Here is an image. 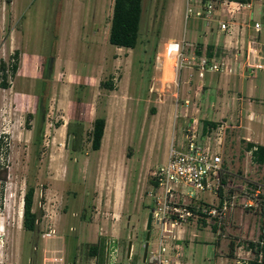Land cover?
Listing matches in <instances>:
<instances>
[{
	"label": "rangeland",
	"instance_id": "obj_1",
	"mask_svg": "<svg viewBox=\"0 0 264 264\" xmlns=\"http://www.w3.org/2000/svg\"><path fill=\"white\" fill-rule=\"evenodd\" d=\"M113 1L0 0V61L6 62L8 83L0 86V164L6 177L0 191V264H104V259L143 264L153 170L193 119L204 139L216 142L221 136L225 191L236 194L235 205L220 227L201 218L173 226L171 241L180 247L173 263L251 264L250 241L259 237L264 212L243 201L246 191L264 184V163L251 159L245 141L264 143V0H252V9L233 17L261 24L260 38L254 37L260 51L252 75L255 92H249L246 73L223 74L229 85L223 86L216 73L198 79L186 62L174 72L176 43L184 39L182 50L190 55L215 41L206 20L185 17L188 0H143L134 48L108 40ZM248 38L246 32L243 61L251 54ZM106 79L114 88L100 85ZM97 115L106 122L100 147L92 149ZM204 119L216 124L204 131ZM40 125L42 142L36 146ZM27 178L35 185L32 209H43L34 230L22 226ZM260 191L264 199V186ZM93 213L121 218L117 234H99L113 239V246L101 243L95 255L81 232L82 218ZM157 231L152 222L149 244Z\"/></svg>",
	"mask_w": 264,
	"mask_h": 264
},
{
	"label": "built area",
	"instance_id": "obj_2",
	"mask_svg": "<svg viewBox=\"0 0 264 264\" xmlns=\"http://www.w3.org/2000/svg\"><path fill=\"white\" fill-rule=\"evenodd\" d=\"M199 7L193 8L189 0L185 7V17L190 14L201 17L206 22L216 21L221 30L230 32L233 18L236 12L243 9H252V0H197ZM223 17H225L223 19ZM246 25L253 27L255 33L260 31V21L255 19L253 23L246 19ZM182 44L178 46L173 61L174 72L178 73L184 62L194 69L199 77L206 72L234 73L236 69L246 70L245 64L238 54L240 47H223L219 52L214 49L211 55L207 54L206 43L200 48V53L193 49L190 55H186ZM254 72V69L250 70ZM201 135L196 125V119L183 129L182 137L172 142L168 148L164 162L153 170V179L150 194L153 197V205L150 208L153 224L157 226L155 240L148 242L143 264H174L173 256L180 254L179 244L171 241L174 234L173 226H179L191 219L212 220L213 224L220 227L229 211L235 205L236 194L225 191V174L228 170L224 166L221 154V136L215 141H210ZM251 191H246L247 197L243 201L244 206H258L264 201L260 187L263 183H256ZM201 193H211L213 197L208 199ZM53 230V229H52ZM113 239L106 240V247L113 246ZM260 248L257 261L261 262L264 250L261 246L264 241L257 239ZM257 246V245H256ZM117 248L115 247L114 250ZM133 253L128 254L131 258ZM113 260H116L112 256ZM138 264V263H136Z\"/></svg>",
	"mask_w": 264,
	"mask_h": 264
},
{
	"label": "trees",
	"instance_id": "obj_3",
	"mask_svg": "<svg viewBox=\"0 0 264 264\" xmlns=\"http://www.w3.org/2000/svg\"><path fill=\"white\" fill-rule=\"evenodd\" d=\"M143 0H114L112 7V15L110 20V27L108 33V40L110 43L117 46H125L134 48L138 41L139 36V28H140V19L143 9ZM213 48V43H208L207 54L211 55V51ZM200 53V48L196 50ZM17 57V50L14 51V55ZM6 68L5 60L0 61V86L8 87V83L6 81V72L4 69ZM17 69V60L14 59L10 64V73L14 74ZM100 85L107 88H114L111 79H106L100 81ZM154 109V108H152ZM106 117L104 115H97L94 117L92 121V128L90 131V145L92 149H98L101 145L102 137L104 134ZM216 123L214 121L204 119L203 121V130H208L209 126H213ZM42 134H43V125L38 127L36 132V136L34 138V142L36 146H39L42 142ZM67 134H73V139H76L75 133L67 128ZM1 141V138H0ZM73 148V147H72ZM245 148L250 151L251 159L257 163H264V143L255 142L252 140L245 141ZM39 151L40 149H36ZM74 150V149H73ZM2 164H0V191L3 188V182L5 180V174L2 172ZM264 178V176H263ZM35 185L31 178H27L26 180V189L23 194V204H22V226L26 230H34L37 227V219L39 215V211L41 212L42 207L34 210L32 209L33 198H34ZM261 209L264 212V201L261 204ZM203 223H205V219H202ZM213 228H216V224H212ZM258 239L264 241V220L262 223L261 231L259 233ZM250 244L254 250V257L251 260V264H264V255L261 262L257 261V254L260 248L258 241H250ZM257 245V246H256ZM101 246V242L94 244L91 247V252L93 254L96 253L97 249ZM235 247L234 242H230V253L233 252ZM264 250V244L261 246Z\"/></svg>",
	"mask_w": 264,
	"mask_h": 264
},
{
	"label": "crops",
	"instance_id": "obj_4",
	"mask_svg": "<svg viewBox=\"0 0 264 264\" xmlns=\"http://www.w3.org/2000/svg\"><path fill=\"white\" fill-rule=\"evenodd\" d=\"M244 10V9H243ZM242 10V11H243ZM245 19L243 18L242 20L238 19L237 16V20H235L232 23V29L230 32H226L224 30H221L218 25L214 24L213 22L216 21H212L213 24L210 25V22H206V28H208L211 32L215 33V41H211L213 43V48L211 51V54L213 53L214 49H216L218 52L220 51V48L218 47L217 44H221L223 47H232L234 48V46L236 47H240V53L238 54V56L240 57V60L243 61V57L245 55V53L243 52V46H244V42H245V33H248V36H250V38L252 39V43H251V49L250 52L251 54H249L246 58L247 61H243L244 62V66L246 68V70H242L241 68L236 69V72H238L240 75L243 74H247L248 75V89L249 92H255L257 87H258V83H256V81L254 80V76H252L253 74H255V69H254V63L258 60V54L260 53V51L257 49V42L254 39V37H256V39L260 38V31L258 33H254V29L250 26V25H246L244 23ZM216 27H215V26ZM253 29V30H252ZM222 35L221 38V42L219 43V37ZM250 38H248V42L250 40ZM206 47L208 48V43H206ZM222 48V47H221ZM222 50V49H221ZM201 52V51H200ZM209 55V54H208ZM246 62H248L246 64ZM252 68L254 69V72H250V70H252ZM213 73H216V75H219L218 77V82L220 83V85L227 84L226 82H223L225 80V78H227V75H223V74H229L231 75L232 73H225V72H206V74L208 75H213ZM205 75L203 76V78H205ZM198 79L199 76L197 75ZM202 78V77H201ZM255 142H261L259 140L253 139ZM262 143V142H261ZM108 217H98L96 215V213H93V215H91L90 217H86V218H82V227H81V232L82 234L85 236L86 234V238L88 240V242H91L92 245L96 244V243H104V248L106 249V240L109 237H106L105 239H103L104 237H102L99 234H106L107 232H110L111 234L115 235L117 234V232L120 229V225H121V218H120V214L116 213L115 217L113 219H110ZM85 233V234H84ZM104 240V241H103ZM95 255V254H93ZM108 260L109 259H104V264H108Z\"/></svg>",
	"mask_w": 264,
	"mask_h": 264
},
{
	"label": "water",
	"instance_id": "obj_5",
	"mask_svg": "<svg viewBox=\"0 0 264 264\" xmlns=\"http://www.w3.org/2000/svg\"><path fill=\"white\" fill-rule=\"evenodd\" d=\"M152 213L151 211L148 212V215H147V219H146V239H145V242H144V249H143V252H142V260H144L145 258V255H146V251H147V246H148V240H149V237H150V228L152 227ZM131 246H132V241L129 240L128 242V253H130V249H131Z\"/></svg>",
	"mask_w": 264,
	"mask_h": 264
},
{
	"label": "flooded vegetation",
	"instance_id": "obj_6",
	"mask_svg": "<svg viewBox=\"0 0 264 264\" xmlns=\"http://www.w3.org/2000/svg\"><path fill=\"white\" fill-rule=\"evenodd\" d=\"M143 249H144V245H143ZM143 252V251H142Z\"/></svg>",
	"mask_w": 264,
	"mask_h": 264
}]
</instances>
